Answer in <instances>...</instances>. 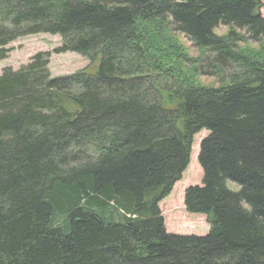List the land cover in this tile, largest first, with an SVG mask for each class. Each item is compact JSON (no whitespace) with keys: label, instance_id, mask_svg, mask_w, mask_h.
Segmentation results:
<instances>
[{"label":"trees","instance_id":"trees-1","mask_svg":"<svg viewBox=\"0 0 264 264\" xmlns=\"http://www.w3.org/2000/svg\"><path fill=\"white\" fill-rule=\"evenodd\" d=\"M261 7L0 0V59L45 33L60 36L55 52L95 64L51 77L38 52L0 74V264H264ZM181 34L213 55L216 85L200 81ZM201 130V182L183 204L209 229L167 231L158 203Z\"/></svg>","mask_w":264,"mask_h":264},{"label":"rangeland","instance_id":"rangeland-1","mask_svg":"<svg viewBox=\"0 0 264 264\" xmlns=\"http://www.w3.org/2000/svg\"><path fill=\"white\" fill-rule=\"evenodd\" d=\"M260 12L264 16V0H262ZM226 31L227 27L223 25H219L214 29L217 35H222ZM240 31L245 34L243 30ZM180 40L191 59L196 61L195 65L201 72L199 75L200 81L206 85H216L218 83L217 75L213 73V68H211L213 55L206 51L200 57L198 48L183 34L180 35ZM247 41V44L251 47H257L255 41L250 38ZM60 44L61 39L58 34L35 33L19 37L5 45V49L8 51L5 57L0 59V74L5 69L17 70L26 65L30 58L38 52H48L47 68L51 77L69 75L85 68L88 72L94 71L95 64H89L88 59L82 55L68 51L55 52L54 49ZM240 44L243 43L240 42ZM205 135L206 131L201 130L193 136L189 161L185 170L174 183L171 191L158 203L167 231L179 234L202 235L209 229L210 225L204 214L188 213L185 211L183 204L184 190L189 185L200 184L201 182L202 172L197 161V155L199 142Z\"/></svg>","mask_w":264,"mask_h":264}]
</instances>
